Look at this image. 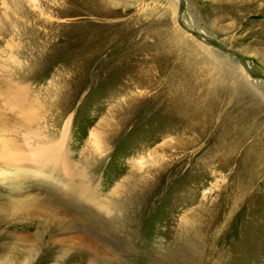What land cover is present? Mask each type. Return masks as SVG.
<instances>
[{"label": "rangeland", "instance_id": "374dc122", "mask_svg": "<svg viewBox=\"0 0 264 264\" xmlns=\"http://www.w3.org/2000/svg\"><path fill=\"white\" fill-rule=\"evenodd\" d=\"M181 3L240 58L180 0H0V150L112 206L7 179L0 264H264V0Z\"/></svg>", "mask_w": 264, "mask_h": 264}, {"label": "bare ground", "instance_id": "6f19581e", "mask_svg": "<svg viewBox=\"0 0 264 264\" xmlns=\"http://www.w3.org/2000/svg\"><path fill=\"white\" fill-rule=\"evenodd\" d=\"M188 31H192V30H188ZM261 80L264 81V79H261ZM15 149H16L15 144H7V145L2 146L0 150V185H3V184L7 185V179L9 178L13 179L11 182V186L13 183H15V185H19L17 184V181H19L20 179L24 181H29L33 178L35 174L38 173L37 168L33 169L32 171H29L28 169L24 168L23 166L19 164L20 157H18V155L15 154ZM46 154L47 152L42 153V156L43 155L44 156L41 157V161L43 162L48 161L52 164L60 165V162L62 161L61 155H58L57 152H50V151L47 155ZM39 165H41V163H39ZM46 166L47 165L43 164L40 169L41 173H38V174L40 176L41 175L46 176L48 174L49 181L46 180V182L52 185L51 186L52 189L55 187L56 190L60 191L61 193H64V195L70 196L73 201L77 200L78 202L81 201V202H86V203L97 202L96 205L98 207L100 206L98 208V211L100 213L107 214L112 210L111 209L112 206H110L109 202H100V200H96V196H95L93 189L89 186V184L85 180L86 179L85 174L79 171L77 168L69 167L70 169L68 173L69 175L64 177V176H61L60 174L58 175V173L56 174L51 169H46ZM20 189L21 188H14V189L12 188L13 191H18V190L20 191ZM29 196L21 197V198L12 197V199L8 200V203L10 204L9 209L15 212L21 209V211L25 212V210H23L24 208L32 209V208H36L37 206L42 205L41 202L43 201L37 200L36 198L29 197Z\"/></svg>", "mask_w": 264, "mask_h": 264}, {"label": "water", "instance_id": "95a60500", "mask_svg": "<svg viewBox=\"0 0 264 264\" xmlns=\"http://www.w3.org/2000/svg\"><path fill=\"white\" fill-rule=\"evenodd\" d=\"M182 9H183V7H182V3H181V0H180V8H179V16H178V23H179L180 25H181L180 15H181V13H182ZM181 27H182V25H181ZM182 28H183L184 30H186L187 32H189L190 34L196 36V37L203 38V39H204L208 44H210L212 47H214V48H219V49H221V50H223V51H225V52H227V53L234 54V55H236V56H238V57L240 58V55H239L237 52H235V51H233V50H231V49H229V48H226V47H224V46H222V45H220V44L214 42V41H213L211 38H209L208 36L203 35V34H201L200 32H197V31H194V30H192V31H188V29H186V27H182ZM243 66H244V68L248 71V73H249L251 76H253V77H255V78H259V79H264V75H262V74H258V73H254V72H252L250 69H248L245 65H243Z\"/></svg>", "mask_w": 264, "mask_h": 264}]
</instances>
